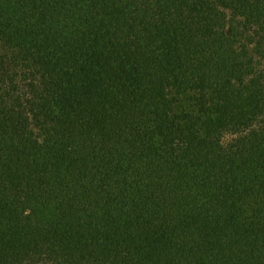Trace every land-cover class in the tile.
<instances>
[{
    "label": "trees",
    "instance_id": "16d2710c",
    "mask_svg": "<svg viewBox=\"0 0 264 264\" xmlns=\"http://www.w3.org/2000/svg\"><path fill=\"white\" fill-rule=\"evenodd\" d=\"M0 264H264V0H0Z\"/></svg>",
    "mask_w": 264,
    "mask_h": 264
}]
</instances>
